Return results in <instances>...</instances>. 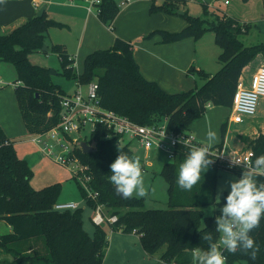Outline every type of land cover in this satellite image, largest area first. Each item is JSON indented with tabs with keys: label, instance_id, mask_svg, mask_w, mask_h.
I'll list each match as a JSON object with an SVG mask.
<instances>
[{
	"label": "trees",
	"instance_id": "1",
	"mask_svg": "<svg viewBox=\"0 0 264 264\" xmlns=\"http://www.w3.org/2000/svg\"><path fill=\"white\" fill-rule=\"evenodd\" d=\"M182 1L153 2L150 11L180 14L185 17L187 25L178 31L156 29L145 38L159 35L161 41L167 43L188 37L199 38L207 30L214 31L221 48L218 56L221 67L213 74L200 69L198 74L205 82L199 87L169 92L158 82L147 79L135 59L133 43L121 37H116L110 48L88 53L80 73L65 44L52 43L50 51L58 54L67 76L82 83L98 81L104 107L140 124L167 118L169 129L189 130L193 121L206 114L209 103L232 107L243 69L258 54L264 58V42L247 44L241 36L248 32L249 24L226 13L210 18V8L205 2L204 16L194 15L188 10L180 13ZM119 11L116 0H101L98 15L108 23L116 18ZM62 25L44 12L0 34V60L12 62L16 68L15 92L29 133L44 132L55 126L61 117V98L69 94L53 80L50 67L34 63L29 57L31 52L42 50L50 28ZM227 125L228 119L221 124L222 140L213 149L220 151L224 147ZM108 133L106 128H97L92 131L95 149L90 152L82 148L76 150L89 166L88 173L92 176L89 184L93 192H98L97 199H87L88 203L101 202L110 214L118 215L116 223L95 225L93 234H90L84 227L82 208L65 211L54 208L59 201L62 182L41 188L32 185L34 172L30 164L18 154L14 141L0 123V219L11 226L10 232L0 235V255L7 256L0 260V264H102L111 230L129 233L136 230L149 255L164 248L158 264H164L162 261L192 264L191 250L208 247L201 240L204 232H211L214 241H218L215 216L220 212L208 216L204 207L216 203L217 172L228 169L242 175L241 168L230 167L224 159L210 152L209 158L213 163L202 174L200 183L191 191L182 190L176 183L178 167L190 149L179 147L175 158L166 162L160 171L169 183V208H146L144 198L125 199L117 195L110 183V164L119 154V149L129 156H133V150L128 144H120L119 136L107 137ZM249 144L254 151V161L264 154V132ZM257 179L264 181V177ZM81 189L86 194L84 188ZM250 235L260 246L257 258L252 260L240 251L236 254L225 251L226 264L243 261L264 264V219Z\"/></svg>",
	"mask_w": 264,
	"mask_h": 264
},
{
	"label": "crops",
	"instance_id": "2",
	"mask_svg": "<svg viewBox=\"0 0 264 264\" xmlns=\"http://www.w3.org/2000/svg\"><path fill=\"white\" fill-rule=\"evenodd\" d=\"M116 1L120 6L118 15L112 22L104 23L97 12L88 10L87 0H6L5 4H0V34L34 16L42 6H45L47 17L63 24L60 27L51 29V32L48 33L47 45L50 46L52 43L65 44L71 56L75 58V64L80 58L84 63L85 56L94 50L110 48L113 46L116 37H121L133 43L134 56L142 74L147 79L158 82L161 87L169 92H179L199 87L205 82V79L198 74L200 69L210 74L218 69V56L221 49L215 40L214 31L207 30L199 38L188 37L167 43L162 42L159 35L145 38L148 33L156 29L181 30L187 25V21L179 19L178 15L163 11L154 13L150 11L153 2L161 3L164 0H131L125 5L120 4L123 0ZM194 1L196 0L191 2ZM248 2L243 6H247ZM225 13L234 18L242 19L236 16V10L234 9L227 8ZM54 29L55 31H53ZM262 63L263 56L260 53L254 61L252 60L245 66L240 79L246 85H250ZM191 68L195 70L191 71ZM76 70L79 73L82 72L83 66L81 70L77 68ZM15 86L16 83L13 82L10 91L5 87H1L0 123L7 136L14 141L18 154L25 158L31 166L32 158L28 156L29 154L25 150H22L21 145L27 144L32 149L35 148L34 153L36 151L37 154H40L39 150L43 155L44 153L32 140V133L27 131L17 100ZM263 100L264 98L261 99V102ZM214 106L209 105L206 114L193 121L188 130L199 142L204 143L205 140L207 132L205 119L211 121V126L214 122L212 117L214 114L211 110ZM256 115H259L258 120L256 122L251 121L252 124H250V120ZM254 116L246 119L251 126H247V131H244V134L242 133L243 136L250 133V138H255L260 132H264L262 128V125H264V106L257 109ZM233 123L235 122L228 121L224 150L226 143L231 144L233 150L241 149V147L236 148L233 145L232 136L229 140L230 127ZM25 137L27 138L24 139ZM237 141L242 142V139L239 137ZM38 148L39 150H37ZM34 161L33 168H36ZM33 179L34 175L31 183ZM51 183L53 182L41 186H34L33 183L32 185L35 188H41ZM9 228L10 232V225Z\"/></svg>",
	"mask_w": 264,
	"mask_h": 264
},
{
	"label": "rangeland",
	"instance_id": "3",
	"mask_svg": "<svg viewBox=\"0 0 264 264\" xmlns=\"http://www.w3.org/2000/svg\"><path fill=\"white\" fill-rule=\"evenodd\" d=\"M191 1L183 0L182 3H180V10L184 11L188 9L189 12L194 15L204 16V0H196L194 2ZM213 2L215 3V7L209 9L211 13L208 16L210 18H215L217 15L224 14L227 8L234 9L236 10V16L242 18L241 20H239H246L243 22H247L249 24L248 32L243 33L241 36L244 41L247 44L264 42V0H250L249 2L244 0H231L229 4H224V2ZM246 2H248L246 4L247 6H243ZM196 7H198V9H196ZM178 17L179 19H183L184 21L186 20L185 17L180 14H178ZM51 29L52 28L49 29L48 33L51 32ZM53 31H55V29ZM29 57L34 63L50 67L53 70V80L56 83L60 84L67 92L73 93L78 88L77 80L67 76L63 72L61 60L56 52L50 50L33 51L29 54ZM255 59H253V61ZM82 62L83 60L81 58L78 59L77 63L75 64V68L81 70L83 66ZM261 66H264V58ZM220 67L221 63L219 62L218 69H216L215 72H217ZM16 78L17 71L13 63L6 60H0V81H2L0 82V90L1 87H5V89L10 91L11 85L13 82H15ZM261 106H264V100L263 102H261L260 100L258 109H260ZM211 110L214 114V116H212L214 122L211 127L214 131L217 132L219 141H221L222 136L220 126L221 123L226 119H228V121L230 122L231 108L226 106H214L211 108ZM258 117L259 115L252 117V119L250 120V124H252L251 121L256 122V120H258ZM248 124L249 123L247 121L243 123H233L230 127L231 134L229 136V140L232 136V141L234 142L233 145L236 148L241 147V149H238V151L244 152L250 149L249 142L253 138H250V133H247V136L242 135L244 131H247V126H251L250 124ZM262 128L264 129V125H262ZM90 131V127H87L83 129L80 134L78 133L74 135L78 136L80 139L79 147H81V142H85L88 143L92 148H95V141L90 142ZM86 134L88 136L87 138H85ZM27 137H25L24 139H26ZM239 137L240 139H242V142L237 141ZM120 144H128L130 149L133 150V156L138 155L141 158V163L143 165L145 174V186L149 190V195L144 198L146 208H169V183L167 179L162 174H160L163 165L166 162L171 161V159L168 157L167 151L162 149L146 150L136 138L132 137H124ZM21 146L22 150H25V152L29 154L28 156L32 158V168L33 161L35 160L34 165L36 166V168H33V185L41 186L47 184L48 182H62V191L59 197V201H73L78 203L79 208L83 209L84 227L90 234H93L95 229V224L91 220L93 208L87 201V194H84V191H82L81 189V187H84L85 184L80 179V177L78 179L74 178L73 172L71 170L54 162L52 159L45 157L40 152L39 148L37 150H39L40 154H37L36 151L34 153L35 148L32 149V147H29L27 144H22ZM225 151L229 156L233 155L234 150L231 148V144L226 143ZM241 176L242 175L237 173L236 171L228 169H220L217 172L216 197L219 192L220 203L218 204L216 202L214 204L205 206L204 211L206 215L210 216L214 215L218 211L220 212V208L224 203H226L225 195L231 191L230 182L234 179L238 180L239 178H241ZM221 189H223V191H220ZM211 207H216L215 212L208 211ZM9 230L10 228L8 223L5 220L0 219V235L8 233ZM108 240L109 245L102 264H158L160 255L164 250L163 248L156 254L149 255L142 246L139 234L125 232L123 230L109 231ZM4 257L7 256L5 254H1L0 260L4 259ZM236 264L248 263L246 261H243Z\"/></svg>",
	"mask_w": 264,
	"mask_h": 264
},
{
	"label": "built area",
	"instance_id": "4",
	"mask_svg": "<svg viewBox=\"0 0 264 264\" xmlns=\"http://www.w3.org/2000/svg\"><path fill=\"white\" fill-rule=\"evenodd\" d=\"M130 1L123 0L120 4L125 5ZM213 1L224 2V4L230 3V0ZM213 1L204 2L209 8H213L215 7ZM87 2L88 10L98 13L101 0H87ZM77 84L78 88L73 93L69 92L61 98L60 121L47 131L32 133L31 138L41 148L44 155L71 170L75 178L80 177L85 184H83V188L87 194V199H97L98 192H93L89 184L92 178L88 173L89 166L77 154L76 150L79 147L80 139L78 136H74L80 134L87 127H90L91 130L90 142L96 141L92 131L102 127L109 131L107 137L119 136L120 142L124 137L136 138L146 150L162 149L167 151L170 159L175 158L176 150L179 147L190 149L194 145L201 146L203 144L188 130L174 131L169 129L167 118L151 124H140L127 116L104 107L101 103L97 80H92L89 83H82L77 80ZM262 98H264V66L256 71L250 85H246L241 79L239 80L231 107L230 122L243 123L246 119L254 116ZM209 105L211 104L209 103ZM87 137L86 134L85 138ZM181 140L182 142H180ZM80 146L79 148H82V142ZM210 152L224 159L230 167H239L243 171L254 156L251 155L254 154L251 148L244 152L234 150L231 156L225 153L224 147L220 151L212 147ZM232 160H238L240 164L234 165ZM91 206L93 208L91 220L95 225L117 222L118 215L110 214L105 204L96 202ZM54 208L59 211L75 210L79 208V205L73 201H58ZM134 233H137V231L134 230ZM222 251L226 256V250L222 249ZM162 263L176 264L175 262L166 263L165 261H162Z\"/></svg>",
	"mask_w": 264,
	"mask_h": 264
},
{
	"label": "clouds",
	"instance_id": "5",
	"mask_svg": "<svg viewBox=\"0 0 264 264\" xmlns=\"http://www.w3.org/2000/svg\"><path fill=\"white\" fill-rule=\"evenodd\" d=\"M5 2L6 0H0V4ZM206 123L204 143L201 146H192L183 162L179 164L176 183L182 190L191 191L200 183L202 174L213 163L209 153L219 142V136L207 118ZM232 163L236 165L240 164V161L232 160ZM110 171L108 179L114 185L117 195L125 199L145 198L149 195L140 156H129L119 149V154L110 164ZM257 177H264V154L257 156L254 161L250 160L241 178L230 182L231 191L226 196V203L220 208L221 214L215 216L218 241H214L211 232H204L201 240L206 242L208 247H194L191 250L192 264H226L227 257L222 249L230 254L243 252L252 260L257 258L260 246L250 235L264 219V181L258 180ZM216 202L220 203L219 192ZM215 210L216 207H211L208 211Z\"/></svg>",
	"mask_w": 264,
	"mask_h": 264
},
{
	"label": "water",
	"instance_id": "6",
	"mask_svg": "<svg viewBox=\"0 0 264 264\" xmlns=\"http://www.w3.org/2000/svg\"><path fill=\"white\" fill-rule=\"evenodd\" d=\"M45 8H46L45 6H42V7L39 9V11L37 12V15H39V16L43 15L44 12H45ZM179 12H180V13H184V11H179ZM42 50H44V51H48V50H50V47L47 46V44H45V45L43 46ZM52 71H53V70H52ZM82 149H83V151H85V152H90V151H93L95 148H92L91 146H89L88 143L82 142Z\"/></svg>",
	"mask_w": 264,
	"mask_h": 264
}]
</instances>
